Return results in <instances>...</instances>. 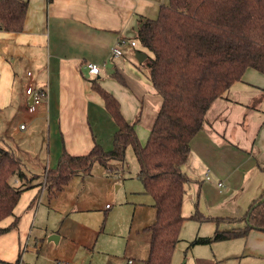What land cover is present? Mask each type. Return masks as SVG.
I'll return each mask as SVG.
<instances>
[{
	"label": "crops",
	"instance_id": "obj_1",
	"mask_svg": "<svg viewBox=\"0 0 264 264\" xmlns=\"http://www.w3.org/2000/svg\"><path fill=\"white\" fill-rule=\"evenodd\" d=\"M25 1L29 8L23 30L15 34L0 31V147L20 161L10 139L26 143L38 129V132L49 131L51 151L39 170L23 166L20 161L24 175L27 178L35 176V179L22 190L13 216L7 217L3 224L4 220L0 222V229L9 227L15 218L18 222L15 228L0 235V264H24L18 256L15 236L18 234L21 238L19 250L28 242L30 231L27 228L33 227L31 216L35 215V204L41 201H36L35 197L45 191L50 203L65 193L67 184L55 194L43 186L45 173L57 166L61 153L65 150L72 156L84 155L95 142L104 151L113 147L117 127L105 111L101 97L91 90L89 80L92 78L87 74L85 64L99 66V75L94 78L116 97L126 121L131 123L136 113L141 114L136 134L138 138L140 133L143 134V144L161 105V97L154 91L142 67L150 53L137 43L135 37L141 21L156 17L159 7L164 5L163 0ZM123 38L126 43L120 47L122 56L113 59L111 48ZM130 42L135 45L131 46ZM138 52L146 56L139 63L135 58ZM115 71L126 80V84L111 78ZM242 77L211 104L202 130L191 139L189 158L182 168L191 179L182 201L181 214L185 220H192L189 218L196 204L203 217L241 218L264 194V75L247 69ZM29 85L46 91L45 101L32 114L27 112L29 99L25 95ZM17 122L18 132L14 129ZM31 154L30 150L28 157ZM136 173L138 179V169ZM206 173H209V179H206ZM91 176V172L90 175L73 176L82 184L75 193H81L82 187L83 193L88 192L91 180L85 179ZM127 177L121 176L124 181ZM13 181L18 187L20 181L17 178ZM30 188L35 189L24 193ZM128 188L131 189L128 192L138 194V198L146 195L143 188L139 192ZM132 200L135 201L131 203L135 206L133 213L137 212L138 225H141V231H146L156 219L153 203L146 198ZM75 207L81 212L93 210L82 202ZM70 209L71 206L58 208L60 219H64ZM221 224L227 227L220 228ZM232 224L236 222L221 221L217 230L224 231L229 226L227 231L241 228L232 227ZM53 235H58L52 240L56 242L63 237L57 232ZM197 236L198 232L194 238ZM194 238L185 241L186 250L192 247L190 242ZM236 239H242L244 246L238 257L246 258L244 261L250 259L254 264H264V232L252 230L246 238ZM148 240L145 258L141 259L148 257ZM181 241L184 240L179 238L178 243ZM235 241L224 242L232 254H235L230 250L232 245L240 244L233 243ZM79 244L91 259L98 254L108 255L103 247L95 251V241L88 235L82 236ZM93 264L102 263L94 260Z\"/></svg>",
	"mask_w": 264,
	"mask_h": 264
},
{
	"label": "trees",
	"instance_id": "obj_2",
	"mask_svg": "<svg viewBox=\"0 0 264 264\" xmlns=\"http://www.w3.org/2000/svg\"><path fill=\"white\" fill-rule=\"evenodd\" d=\"M153 19L141 21L136 41L146 49L143 65L148 80L161 97V105L145 144H140L135 122H128L115 96L93 78L91 90L101 97L105 111L117 127L113 147L104 151L99 143L80 156L65 150L55 168L45 173L43 186L55 194L75 175H90L94 164L111 172L110 163H123L128 146L138 164V180L150 196L155 221L146 230L150 234L145 264H171L185 218L181 210L185 188L191 179L182 171L187 163L191 139L204 125L211 104L221 98L233 83L242 80L247 69L264 75V0H167ZM25 0H0V31L9 34L23 30L28 11ZM111 78L120 84L126 80L118 72ZM20 181L18 187L11 180ZM34 177L27 178L21 162L0 147V222L13 216L22 190ZM264 194L241 218H207L197 204L189 219L197 222H245L243 228L214 231L212 237L197 236L193 245L246 238L252 230L264 232ZM0 235L15 228V218Z\"/></svg>",
	"mask_w": 264,
	"mask_h": 264
},
{
	"label": "rangeland",
	"instance_id": "obj_3",
	"mask_svg": "<svg viewBox=\"0 0 264 264\" xmlns=\"http://www.w3.org/2000/svg\"><path fill=\"white\" fill-rule=\"evenodd\" d=\"M163 1L164 5L168 4L167 0ZM142 67L148 78L147 66ZM138 113L131 119V122H135ZM140 117L141 114H139V120L135 126H138ZM25 125L27 126V124ZM14 129L19 131L18 122ZM35 130L33 137L27 139L26 143L22 140L20 144V140L15 141L12 138L10 141L13 142L12 148L22 161L23 166L39 170L41 163L45 164L46 159L49 158V131L38 132V129ZM138 141L142 145L145 142L142 133H140ZM30 150L32 156L28 157ZM124 158L123 163L112 161L110 163L111 172L108 173L100 164H94L91 170L93 177L85 179L91 180L86 193H83V187L81 193H75L82 184L77 177H73L65 186V193L59 194V197L50 203L47 201L48 193L45 191L35 197L36 201H41L40 204H35V215L31 216V220L34 222L33 227L27 228L30 231L28 242L24 243L19 250L18 244L21 238L18 237V234L15 236L19 253L17 254L24 264H93L94 260H99L102 264H128L129 260V264H145L144 260L146 259H141V257L145 258V248L150 234L147 230L141 231L137 212L133 213L135 206L131 202H135L132 199L139 201L143 198L150 202L151 198L148 195L138 198V194L128 192L131 190L128 186L133 188L134 192L142 191V186L136 178L138 164L130 146L126 148ZM121 176H128L127 180H122ZM13 180H11V184L14 186ZM41 181L42 178L39 179V184L42 183ZM33 189L35 188L24 190V193ZM81 202L93 210L91 212L79 211L75 204ZM68 206H71L70 213L64 219L62 218L63 220L60 219L58 208L66 209ZM6 220L7 218L2 224ZM244 226V222L241 221L232 224V227L235 228ZM226 227L227 225L221 224L220 228ZM216 228L217 225L212 221L196 223L186 219L180 230V238L184 241L176 244L171 264H254L250 259L244 261L246 258L238 257L240 255L238 252L244 248L242 239H236L233 242L240 243L233 244L230 249L235 254L230 253L224 245V242L227 241L215 242L210 245H195L186 250L185 241H190L197 232L199 237L212 235ZM54 232L63 236L59 242L49 240ZM87 235L93 242L95 241L93 244L95 251L99 247H103L108 255L98 254L93 259L87 256L79 244L82 236ZM54 236L58 237V235Z\"/></svg>",
	"mask_w": 264,
	"mask_h": 264
},
{
	"label": "built area",
	"instance_id": "obj_4",
	"mask_svg": "<svg viewBox=\"0 0 264 264\" xmlns=\"http://www.w3.org/2000/svg\"><path fill=\"white\" fill-rule=\"evenodd\" d=\"M126 43V40L120 39L117 46L111 48V56L113 59L120 58L122 56V51L120 50V47L123 46V44ZM131 46H134V42H130ZM85 69L87 74L90 78L97 77L99 75L100 69L99 66L92 63L85 64ZM30 76V73L27 74ZM25 95L29 99V103L27 106V112L29 114H32L36 111V108L46 99V91L42 89H35L33 86L29 85L25 90ZM20 128H23V126H20ZM206 179H209V173H206ZM221 185V183H219Z\"/></svg>",
	"mask_w": 264,
	"mask_h": 264
},
{
	"label": "water",
	"instance_id": "obj_5",
	"mask_svg": "<svg viewBox=\"0 0 264 264\" xmlns=\"http://www.w3.org/2000/svg\"><path fill=\"white\" fill-rule=\"evenodd\" d=\"M135 58H136V60H137L138 63H139V62H142V61L146 58V56H145L143 53L138 52V54H136ZM263 201H264V197H263L262 200L259 201L257 204H260V203L263 202ZM56 238H57V237L53 235L49 240H50V241H52V240H56Z\"/></svg>",
	"mask_w": 264,
	"mask_h": 264
}]
</instances>
